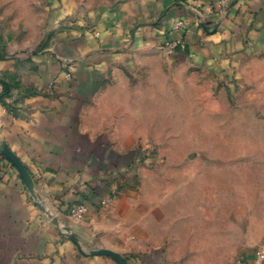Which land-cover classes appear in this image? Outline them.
<instances>
[{"label":"crops","instance_id":"crops-1","mask_svg":"<svg viewBox=\"0 0 264 264\" xmlns=\"http://www.w3.org/2000/svg\"><path fill=\"white\" fill-rule=\"evenodd\" d=\"M47 1L52 45L0 59V144L34 194L0 155V264H117L98 248L126 264H255L264 210L238 213L235 184L147 182L137 162L174 79L187 105L232 93L264 124V0Z\"/></svg>","mask_w":264,"mask_h":264},{"label":"rangeland","instance_id":"rangeland-1","mask_svg":"<svg viewBox=\"0 0 264 264\" xmlns=\"http://www.w3.org/2000/svg\"><path fill=\"white\" fill-rule=\"evenodd\" d=\"M79 1L109 6L123 0ZM53 19L47 0H0V59L29 56L52 45L56 33ZM175 42L164 47L175 52ZM212 79L205 77L206 86H212ZM157 94V110L166 115L167 122H158V138L138 157L137 166L149 171L147 182H207V191L213 182H221L223 193L231 182L238 193L233 204L236 211L252 206L253 218L259 220L264 210V124L250 108L234 105L238 98L232 93L220 96L218 91L206 90L203 112L200 105H187L191 98L185 99L177 79L171 92ZM192 95L195 102L196 92ZM131 179L140 182L138 174L133 173Z\"/></svg>","mask_w":264,"mask_h":264},{"label":"water","instance_id":"water-1","mask_svg":"<svg viewBox=\"0 0 264 264\" xmlns=\"http://www.w3.org/2000/svg\"><path fill=\"white\" fill-rule=\"evenodd\" d=\"M0 155L6 157L11 162V164L17 169L21 178L24 181L25 187L32 194V196H34L32 181L19 158L5 144H0ZM90 253L93 255H106L114 259L117 264H126L119 254L108 249L98 248L92 250Z\"/></svg>","mask_w":264,"mask_h":264},{"label":"built area","instance_id":"built-area-1","mask_svg":"<svg viewBox=\"0 0 264 264\" xmlns=\"http://www.w3.org/2000/svg\"><path fill=\"white\" fill-rule=\"evenodd\" d=\"M230 0H218L219 5L224 7ZM177 42L174 43V47L177 46ZM86 206L83 203H74L69 208V214L74 217H81L86 212ZM255 264H264V249L260 248L256 251Z\"/></svg>","mask_w":264,"mask_h":264}]
</instances>
